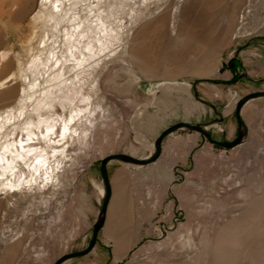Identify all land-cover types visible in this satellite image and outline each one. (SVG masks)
Masks as SVG:
<instances>
[{
    "label": "rangeland",
    "instance_id": "rangeland-1",
    "mask_svg": "<svg viewBox=\"0 0 264 264\" xmlns=\"http://www.w3.org/2000/svg\"><path fill=\"white\" fill-rule=\"evenodd\" d=\"M111 2L103 9H112L117 37L103 35L97 96L58 155V181L0 193V264H53L61 250L78 249V207L86 204L79 192L91 163L116 152L147 156L182 120L232 140L237 101L264 90V0ZM51 10L42 0H0V113L18 107L28 83L22 69L67 26L49 20ZM193 31L205 41H192ZM231 58L247 74L216 82L232 80L221 71ZM241 115L247 133L233 148L188 129L164 139V162L144 169L152 219L130 254L98 264H264V97L245 103Z\"/></svg>",
    "mask_w": 264,
    "mask_h": 264
},
{
    "label": "bare ground",
    "instance_id": "bare-ground-1",
    "mask_svg": "<svg viewBox=\"0 0 264 264\" xmlns=\"http://www.w3.org/2000/svg\"><path fill=\"white\" fill-rule=\"evenodd\" d=\"M111 1L42 0V6H52L49 20L56 19L58 24L62 17L67 26L22 69L28 83L22 87L18 107L0 113V193L58 181V155L77 130L76 121L86 117L97 96L99 50L106 44L103 35L117 37L112 9L108 13L103 9V3ZM103 15H108L109 23ZM44 16L41 10L35 19ZM191 40L205 41L194 31ZM27 100L31 107L26 106Z\"/></svg>",
    "mask_w": 264,
    "mask_h": 264
},
{
    "label": "crops",
    "instance_id": "crops-1",
    "mask_svg": "<svg viewBox=\"0 0 264 264\" xmlns=\"http://www.w3.org/2000/svg\"><path fill=\"white\" fill-rule=\"evenodd\" d=\"M261 27V34L259 35L264 36V26ZM260 42L264 52V41ZM252 46L250 44L248 48ZM243 52L246 51L242 49L240 54L243 55ZM225 72L233 74L230 70H225ZM162 145L160 157L149 164L134 165L121 160H112L108 163L111 196L104 225L98 233V241L94 249L88 254L69 259L63 264H98V262L106 261L110 257L126 256L135 249L144 233L146 224L152 219V214L147 213L146 208L144 169L147 166L159 165L164 162L165 141ZM84 179L86 188L79 192V198L83 200L85 197L86 204L78 207L80 216L77 225L79 247L76 250L87 246L102 205L105 185L101 173V162L91 163L84 173ZM166 187L168 189V186ZM67 252L70 251L61 250L57 256L60 257ZM54 253L56 255V250Z\"/></svg>",
    "mask_w": 264,
    "mask_h": 264
},
{
    "label": "water",
    "instance_id": "water-1",
    "mask_svg": "<svg viewBox=\"0 0 264 264\" xmlns=\"http://www.w3.org/2000/svg\"><path fill=\"white\" fill-rule=\"evenodd\" d=\"M246 74H247L246 72L241 73L239 75V78L245 76ZM215 81L216 82H226V83H233L234 82L233 80H225V81L215 80ZM195 95H198V93L196 92ZM257 97H264V90H258V91L250 92L237 101V104L235 107V116L238 120L239 126H238L237 136L232 140H217V139L213 138L212 132L208 128L206 123H202V122L191 123L189 121L182 120V121H178V122L168 126L156 137V139L154 141V150L151 154H149L147 156L137 157V156H134V155L129 154L127 152H116V153H111V154L104 156L101 159V173H102V178H103V182L105 185V193H104V197H103V201H102L100 211L98 213L97 219H96L94 226H93V232H92V235L89 239V242H88L87 246L83 249L72 250L70 252H67V253L61 255L60 257H58L54 261L53 264H63L64 262H66L69 259L86 255L94 249V247L98 241V233H99L100 229L103 227L104 222H105L108 203H109V199L111 196V185H110V179H109L108 167H107L108 163L110 161L121 160L123 162L131 163V164H135V165H145V164H149L151 162H154L160 157V155L162 153V148H163L162 144H163L164 139L169 134L173 133L174 131L181 130V129H188L189 131H198L203 135V137L205 139H207L208 141H210L214 145H217V146L222 147V148H233V147L239 145L243 141V139L247 133V126L244 123V121L242 119V115H241L242 108H243L244 104L247 103L249 100L257 98ZM212 105L214 106V104H212ZM216 120L222 121L223 120L222 115L220 116V118H218Z\"/></svg>",
    "mask_w": 264,
    "mask_h": 264
},
{
    "label": "trees",
    "instance_id": "trees-1",
    "mask_svg": "<svg viewBox=\"0 0 264 264\" xmlns=\"http://www.w3.org/2000/svg\"><path fill=\"white\" fill-rule=\"evenodd\" d=\"M240 64L236 58H231L228 62H223L221 71L230 70L233 73L232 80L236 82L239 79L238 65ZM219 147V146H218Z\"/></svg>",
    "mask_w": 264,
    "mask_h": 264
}]
</instances>
